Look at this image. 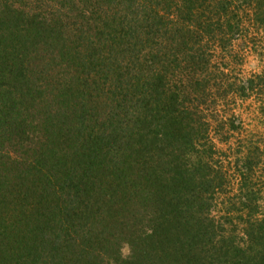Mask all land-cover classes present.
<instances>
[{"label":"trees","instance_id":"obj_1","mask_svg":"<svg viewBox=\"0 0 264 264\" xmlns=\"http://www.w3.org/2000/svg\"><path fill=\"white\" fill-rule=\"evenodd\" d=\"M263 136L264 0H0V264H264Z\"/></svg>","mask_w":264,"mask_h":264},{"label":"rangeland","instance_id":"obj_2","mask_svg":"<svg viewBox=\"0 0 264 264\" xmlns=\"http://www.w3.org/2000/svg\"><path fill=\"white\" fill-rule=\"evenodd\" d=\"M248 38L253 37L252 28H249ZM252 40L244 39L234 42V47L232 53H234L233 59L236 58L237 63L232 64L233 74L239 75L240 77H246L250 74L260 72L263 69L261 62L259 61L258 53L254 52L250 46L252 45ZM219 53V52H218ZM217 53V54H218ZM220 54V53H219ZM219 54L217 57H219ZM223 54H220V56ZM217 116L221 120H226L225 125L222 127L218 125V129H211V136L216 142V149L220 154L219 157L223 162L224 158H231L235 152L240 148L241 142L251 136L260 137L259 134L261 130L258 129V121L255 113V105L251 100L242 101L240 99L229 98L226 102H220L217 108ZM234 124L235 129L230 127V132L221 131L220 128L227 130L229 124ZM212 125L216 127V123L212 122ZM238 127V128H237ZM259 131V132H258ZM227 138V139H226ZM261 144L264 149V136L260 138ZM233 159V157H232ZM254 189L261 195V202L264 204V170L258 171L256 177L254 178ZM226 195H221L227 197L230 194L237 197L241 195L238 190V183L232 182L229 191ZM231 192V193H230Z\"/></svg>","mask_w":264,"mask_h":264}]
</instances>
